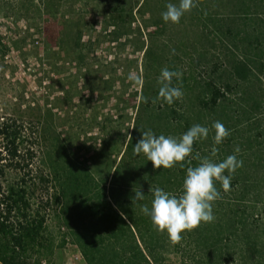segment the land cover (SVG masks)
<instances>
[{
	"label": "trees",
	"instance_id": "obj_1",
	"mask_svg": "<svg viewBox=\"0 0 264 264\" xmlns=\"http://www.w3.org/2000/svg\"><path fill=\"white\" fill-rule=\"evenodd\" d=\"M35 2L37 14L53 20L45 25L48 34L57 21L58 8L62 9V21L72 27L73 36L67 47L69 37L58 46L66 58L72 55L76 61L91 52L90 30L95 24L89 23L91 29L84 31L87 13L103 21L101 33L108 42L123 40L124 47L131 35L141 36V25L133 27L137 16L143 20L151 13V23L161 26L164 20L158 12L166 8L165 0ZM233 3L232 15L213 21L225 64L204 66L191 85L181 79L172 81L182 92L195 86L197 112L193 115L181 113L179 100L168 104L155 99L161 70H176L171 61L164 63L163 55L150 47L144 49L142 43L141 68L135 63V71L143 85L128 99L125 92L118 99L116 108L122 106L121 111L131 109L135 114L131 131L127 128L115 137L120 143L115 153L92 150L84 136L73 143L68 125L57 124L60 115L52 111L60 104L67 108L71 104V96L63 90L66 99H57L36 121L20 122V127L14 121H0V264H55L66 244L76 247L82 264H170L172 254L178 257L176 264H264V0ZM98 83L108 87L101 91ZM115 83L103 73L98 80L85 77L83 88L91 99L110 92ZM78 98L83 100L82 95ZM101 118L95 123L98 128L113 117ZM215 121L230 135L215 145L218 153L211 158L222 162L236 154L243 166L232 174L227 192L214 181L220 193L212 205L214 221L182 232L174 244L166 231L153 226L140 205L151 207V186L181 193L187 168L199 165L197 154L210 157ZM196 124L208 127L209 135L194 142L183 166L157 169L143 153L134 154L142 138L140 130L180 137ZM108 134L113 137L115 133ZM134 189L145 195L136 205L132 203Z\"/></svg>",
	"mask_w": 264,
	"mask_h": 264
},
{
	"label": "rangeland",
	"instance_id": "obj_2",
	"mask_svg": "<svg viewBox=\"0 0 264 264\" xmlns=\"http://www.w3.org/2000/svg\"><path fill=\"white\" fill-rule=\"evenodd\" d=\"M35 1L8 0L0 4V121H14L19 127L20 122L36 121L40 113L57 104V99H66L65 91L71 96V104L68 108L60 104L57 110L52 111L60 115L57 124L68 125L73 143L78 136H84L87 147L92 150L104 148L109 154L115 153L120 146L115 137L127 128L131 131L135 114L131 109L123 112L122 106L116 108V105L122 93L125 92L124 97L128 99L129 94L139 91V86H134L128 77L129 73H136L135 63L140 70L144 49L150 47L159 52L164 56V63L171 61L175 70L183 73L181 82L186 85L198 80L204 66L214 62L225 64L213 21L233 14V0H195L198 7L185 13L179 23L164 21L161 26H156L149 19L151 13L143 16V20L137 16L133 27L141 25V36L137 33L131 35L124 47L123 40L116 44L108 42L101 33L103 21L87 13L84 31L91 29L89 23L93 22L95 26L90 30L91 52L82 61L74 60L72 55L69 56L70 61L58 46L62 39L69 37L65 40L67 47L73 36L72 27L62 21V9L58 8L57 21L48 34L45 25L52 24L53 20L37 14ZM165 2L166 5L178 4L179 0ZM55 3L58 5L56 0ZM162 11L166 8L158 12L161 16ZM142 43L144 49L141 48ZM103 73L114 78L116 83L110 92L96 94L90 99L83 88L84 79L92 77L98 80ZM99 85L101 91L108 87ZM195 93V86L183 91L182 98L178 99L181 113L193 115L197 112ZM79 95L83 96V100L78 98ZM104 116L113 118L110 123L98 128L95 123L103 120L101 117ZM109 131H114L113 137L108 134ZM73 133L78 134L73 136ZM105 161L108 164L109 160ZM60 258L55 259V264H82L78 250L71 244L61 249ZM168 259L170 264L178 261L174 254Z\"/></svg>",
	"mask_w": 264,
	"mask_h": 264
},
{
	"label": "clouds",
	"instance_id": "obj_3",
	"mask_svg": "<svg viewBox=\"0 0 264 264\" xmlns=\"http://www.w3.org/2000/svg\"><path fill=\"white\" fill-rule=\"evenodd\" d=\"M198 7L195 0H179L178 4L168 3L166 11L162 13L165 22L179 23L181 17ZM175 54V50H173ZM183 73L180 71H170L168 68L161 70L158 77L160 85L158 97L168 104L174 100L181 99L183 92L180 87L172 86L175 78L180 80ZM129 80L134 86L143 85L142 77L136 73H129ZM155 99L153 102H155ZM147 102V98L145 101ZM212 129L215 131L214 146L211 148L210 157L201 158L198 154L195 157L199 160L196 167H188L186 178L183 182L182 191L179 195L167 192L159 186H151L149 192L153 195L151 207L141 204V212L150 217L153 226L161 233L167 232L172 243H178L181 233L192 230L200 225L201 222H213V202L220 198V193L214 181H218L225 192L230 189L231 176L235 171L243 166V161L237 159V155H229L222 162H215L211 157H216L219 145L230 135V131L219 121L213 122ZM141 131V136L134 146V154L143 153L148 161H151L155 168L169 169L177 163H181L193 151V144L200 139H206L210 129L199 124L193 125L180 137L156 136L152 130ZM239 148L235 152L239 153ZM227 170L228 175H224ZM135 196L132 198L133 205L143 201L145 195L142 190L134 189ZM123 215V213H121Z\"/></svg>",
	"mask_w": 264,
	"mask_h": 264
}]
</instances>
